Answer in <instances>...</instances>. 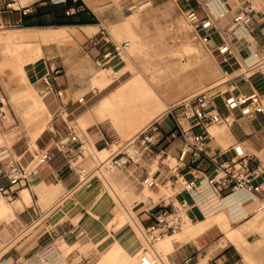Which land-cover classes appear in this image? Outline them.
Masks as SVG:
<instances>
[{"label":"built area","instance_id":"2783aa9c","mask_svg":"<svg viewBox=\"0 0 264 264\" xmlns=\"http://www.w3.org/2000/svg\"><path fill=\"white\" fill-rule=\"evenodd\" d=\"M67 0H53L54 3H66ZM77 1V0H74ZM188 5L183 12L186 27L194 33L202 44L218 60L222 68V77L214 86L184 98L175 104L167 113L172 118L175 130L172 136H179L183 141L177 163L170 167L193 168L194 164L205 159L214 167V177L211 184L219 191V196L242 193L253 197L258 202V209L264 210V161L249 153L243 143H236L232 147L233 156L227 161L219 163L215 158L207 155V149L212 135L209 129L218 125H231L234 112L252 120L264 115V94L257 89L250 93L240 90L239 80L246 84L261 73L264 68V46H258L255 36L258 29L264 27V3L259 0H184ZM15 1L7 4L8 9L21 11L28 16L37 11L36 6H19L15 8ZM67 14H70L67 11ZM225 23V25H223ZM102 40L110 44L95 60V66L104 70H111L114 81L120 80L121 64L129 56L130 43L111 40L110 34L102 28ZM62 69L54 62L49 63L45 73L37 82L43 95L64 96V90L58 89L57 80ZM36 82V83H37ZM221 100L227 115L223 114L217 101ZM84 97L78 100L82 104ZM6 100L0 97V125L4 126L10 120L7 112ZM167 116V117H168ZM155 126L138 133L124 143L110 137L105 140L106 147L112 150L110 156L102 161L94 152L95 147L85 136L70 128L66 138H60V132L50 142V147L37 148L33 153L32 167L26 169L19 157L10 155L7 163L0 167V183L7 180L8 185H0V194L9 202L18 199L20 187L30 186L31 178L39 174L44 166H50L56 155H60L69 169L76 175L77 188L91 187L95 181L102 183L105 171L109 173L126 172L140 162L146 155L162 164L170 162L167 154L155 153L153 147L159 142L158 130ZM157 133V134H155ZM96 148V147H95ZM5 149L0 147L1 155ZM194 172H197L194 169ZM201 177L193 173L192 177L177 176L176 179H167L165 182L147 175L142 178V185L150 189H173L178 185V196L186 193L192 199L201 194ZM194 208L187 201L176 204H153L147 213L155 219V223L142 230L144 247L135 264H158L162 257L156 251V245L165 238L180 232L187 219L197 221ZM187 260L185 264H189ZM209 264H213L211 261Z\"/></svg>","mask_w":264,"mask_h":264},{"label":"rangeland","instance_id":"374dc122","mask_svg":"<svg viewBox=\"0 0 264 264\" xmlns=\"http://www.w3.org/2000/svg\"><path fill=\"white\" fill-rule=\"evenodd\" d=\"M47 1L50 2L51 7H55L57 8L56 10L58 12H61L63 11L64 6L67 4V1L74 0H67L66 3H54L53 0H16L15 8H18L19 6H26L31 3H35L36 6ZM74 2L78 4L82 1L77 0ZM99 2H102L101 6L95 9L99 20L96 22H91L92 18L90 16L91 14L89 13H83V16H79L75 19L77 21H88L87 24H91L92 26L99 25L94 26L96 28L95 30H93L91 33H88L83 26L82 28H71L72 30L70 29L69 34L72 36V40L61 43H47L43 45V51L48 53L46 54V58L51 57L54 59V56H58L55 57V60H52L50 63L54 62L57 66L61 65L63 67L65 65L69 66V64H77L83 57H87V53L92 51L93 48L91 42L93 40H100L102 38L100 30L104 28L110 34L112 38L111 40L113 41L118 43L126 42L127 40L134 41V46L130 47L129 50V57L126 59V62L120 66L122 68L121 74L125 75L118 81H114L110 72L107 75V73L103 71L104 69L97 68L89 57L86 58L88 60V64L80 67L81 69H79L78 73L81 76H84L87 71H91L93 74L92 78H94V76L97 74L99 76H104L108 81H110V79L113 80V84L107 88V90L104 92V95L118 87L123 81H126L132 77L133 71L136 69H140L146 78L152 80L154 87L159 91L163 99V103H166L170 106H174L184 98L204 91L220 81L223 71L218 60L210 51L207 50L200 39L186 27L183 12L188 5L184 0L171 1L163 5L153 4L152 0H99ZM263 3L264 1L259 0V4ZM145 4L149 5L141 8ZM223 25H225V23H223ZM55 27H40L38 29H50ZM22 28L25 27H8L0 25V35L1 33H4L8 30H19ZM83 32H85L87 36H84ZM98 32L99 34L91 40L90 37L94 34H97ZM100 45L111 47L110 44L107 45L104 41H102ZM133 47L134 49H132ZM5 57L6 56L3 53L0 44V97L5 98V109L10 116L9 122H7L4 126L0 125V133L3 135L8 134L15 127H18L19 131L21 132H19L20 139H14L9 144L0 147H3L5 150L9 149L11 152H13L12 154L15 157H19L29 150V152L25 155V157L31 161L29 167H26L23 163V160L19 158L23 166L26 169H29L33 164V153L37 149V145H34L29 141V127L27 120L31 115L28 111V103L22 99L14 100L13 94L18 93L20 90H22V88L24 89L27 86L31 87L39 97L48 102L50 108L53 100L57 101V98L52 97V99H50L48 96L41 94L39 86L36 85L34 81L30 82L28 76L26 80H21L18 68L15 65H7V63H5ZM40 70L41 67L38 68V71ZM80 96L78 97L79 99L82 98ZM83 103H85V98ZM91 103H88V107ZM217 104L221 110H223L221 100H218ZM91 108L92 107L89 109ZM86 109L87 108L84 107L81 112L85 111ZM167 113L159 120L152 122L145 129H143L146 130L149 127L151 128L161 122L164 118L167 119ZM23 114L26 115L25 118H23ZM77 114L79 113H76L75 116H77ZM52 115L51 118L47 119L48 121L44 130V136L40 140V147H42L44 143H48L50 140L46 130L49 127L51 120L54 118V115ZM75 116H70L68 120L70 122L76 120ZM168 118L170 117L168 116ZM170 124L171 121L168 120L167 125ZM73 126L75 125L73 124ZM164 127L166 128V126ZM215 127L216 126L209 129L211 135H215L217 132L224 133L226 131V127ZM98 129L109 135L107 139L112 137L115 140H119L120 143H124L137 135H134V133L127 135V133L124 131L116 129L110 122H104L100 124L94 123L86 130L82 128V131L79 128H76V131L82 136H85L92 144H94L95 141L92 136L93 131H97ZM13 142H17L16 145H14ZM115 148L116 147H113L112 150ZM14 150L18 152L16 153ZM112 150H110V153ZM7 158L8 157H6L4 160ZM104 158L106 157L104 156ZM172 164L175 165V161H172ZM132 172L133 171L129 169L126 172H117V175L127 177L128 175H132ZM108 180L112 184V187L115 189L116 193L121 196L128 210L133 208L135 199L132 198L130 199L131 201H126L125 199L129 194V187L127 188L126 185L122 184L118 180V176H110L108 177ZM102 181V183L95 181L91 187L77 188L75 193L68 195L69 199L64 203H61L62 201L60 200L47 205L45 201L40 200V205L41 207L45 208V211L41 216L34 217V220L31 219V223L22 229L17 230L16 223L19 222L20 219L18 212H16V217L13 219H0V264L4 259V255L7 253L10 255L11 264H14L16 260L15 256L18 253H20L21 256L30 255V253L37 250L39 246H37V244L40 242H43L45 246L39 251L45 250L49 254L50 251L56 249V252H61L60 254L63 258V262H61V264H88V261H90L89 264H100L110 249L113 247V244L110 246V248H108L107 243L97 248L98 244L91 243L90 237L87 235H81L79 233L78 237L74 238L71 242H68L69 245H65L64 247V242H67L66 236L69 234L64 235L61 230L65 229L66 231H70L69 229L72 228L70 222H73V224H78L79 221L77 218L73 219L68 213L71 214L74 212V215H80V205H78L77 202L79 196L87 193L93 188H97L98 196H100V194H104V208L101 212H98V222H100L99 226H102L101 231L105 230V232H107V223L119 210L122 209V206L116 202L115 194H113L108 187L105 188V182L104 180ZM140 191L141 192L136 197V201L139 196L144 193L148 195L149 198L154 202L159 201L160 198H164L165 202H169L171 200L169 197H171L172 192L171 190H167L165 188L161 189L160 192H154L142 186ZM236 195L238 196L239 200L246 201L245 203L249 204L254 202V205L252 204L253 207L250 209L251 213L248 218L244 220H237L232 223V229H237L240 231L241 238L244 242H246L245 246L249 249V253L241 251L243 254H245V257L239 250H237L236 247L230 244V241L225 236L226 233L222 231V233L217 234L219 245L218 250L220 251L221 248H229L233 258L238 260L243 259L245 264H264V210H258V202L252 198L251 200L250 198H246L247 195L242 193H236ZM2 197L3 196L0 194V200L4 205L14 208L13 205H10L13 202H9L7 199ZM111 198H113V200L116 202L117 208L111 219H109L111 212L113 211ZM60 203L61 205L54 211V206ZM31 206H33V202ZM27 208L29 207L25 208L26 211ZM132 215L138 222L136 214L132 213ZM193 226L194 224L188 223L184 230ZM133 228L138 233V243L144 246V240L141 232H138L135 224H133ZM15 230H17V234H13ZM125 249L128 250L127 248ZM255 249H257V251L255 254H252V251ZM156 250L164 259V254L161 253V245L156 246ZM139 252L140 251L138 250V253ZM128 253L136 256L135 261H133L135 263L138 254H133V251L129 250ZM214 253H216V251ZM238 253L241 254L243 258ZM12 254L13 256H11ZM248 254L251 256L247 257ZM71 255H74V258L70 263L69 256ZM45 257L47 258L48 256L46 255ZM43 258H41L37 264H50L48 260H46L45 263H42Z\"/></svg>","mask_w":264,"mask_h":264},{"label":"crops","instance_id":"0c3cea01","mask_svg":"<svg viewBox=\"0 0 264 264\" xmlns=\"http://www.w3.org/2000/svg\"><path fill=\"white\" fill-rule=\"evenodd\" d=\"M13 1L16 0H0V25L8 26V27L23 26L25 28H30V29L57 26L54 25V22L56 20L55 10L57 8L51 7L49 1L36 5L39 11L38 12L36 11L35 13L28 16H23L21 11L8 9L7 4ZM81 1L82 2H80L79 5L74 1H70V7L65 9L66 15L69 16L70 18H73L74 21H77L75 20L77 17H79L77 14L82 13L81 16H83V12L88 10L91 12L90 15L92 18L91 22H96L97 20H99V17L95 12V9L101 6L102 2H99V0H81ZM171 1H178V0H152V3L163 5ZM29 6H35V3H31L24 7H29ZM65 7H67V5H65L64 8ZM67 11H69L70 14H67ZM85 25H91V24H85ZM85 25H64V26L75 29L78 27L82 28V26ZM93 26H99V25H93ZM98 34L99 32L91 36L90 39L91 40L94 39ZM83 35L87 36L85 32H83ZM255 36L258 38V46H264V27L258 29ZM102 41L103 40L100 39L95 41L93 40L91 42L93 49L91 52L87 53V57L91 58L93 64H95V59H97L107 48L106 45L105 46L100 45ZM44 53H45L44 57L40 58L35 64L26 67L27 75L30 82L34 81V83L38 86L40 85V83L37 82V80H39L40 77L45 73L47 65L52 60H55V57H58V56H54V59L51 57L46 58V54L48 53L46 51ZM87 57L86 56L83 57L75 65L69 64V66L65 65L63 67L58 64L59 67L62 69V74L57 80V87L58 89L64 90V96L62 98H58L55 95L48 96L50 99H52V97H56L57 101L53 100L52 102L50 111H51V115L52 114L54 115V118L53 120H51L50 125L46 130L48 133V137H50V140L48 141V143H44L42 147H50V142L52 138L55 137L52 134V132L59 131L60 138H66L70 133L69 130L70 128L76 130V127L73 126L72 124L73 121L70 122L68 120L70 116L73 115L75 116L76 113H79L77 114V116H75L76 119L79 115L83 114L90 107H93L97 102H99L102 98L106 97L111 92L110 91L108 94L104 95V92L111 85L110 83L102 91L96 93L92 87L93 74L91 73V71H87L84 76H81L78 73L79 69H81L80 67L88 64V60L86 59ZM39 67H41L40 71H38ZM251 83L252 85L246 84L242 80L238 81V84H240V90L242 92L250 93L253 89H257L264 94V68H262L261 73H258L251 79ZM79 96L85 98V103L83 104L78 103ZM88 103H91L89 107H88ZM84 107H86L87 109L81 112V110L84 109ZM221 111L225 115L228 114L224 108ZM231 118L234 121L231 125H228V128H226V131L224 133L217 132L215 135H213L208 145L207 155L215 158V160L219 163L225 162L231 156H233L232 147L236 143L240 142L244 144L246 150L249 153H252L254 156L264 161V115H259L257 118H254L252 120H247L243 118L240 115V113L237 111L234 112ZM168 120L171 121L170 125H167ZM164 126H166V128ZM154 129L158 130L157 133L159 136L158 138L159 142L155 147H153V151L155 153H159L160 151H162L163 155L167 154L170 157L171 162H168L167 164H162L154 160V158L151 155H146L143 158V160L140 162V165H134L130 168V170L133 171L132 175H128L127 177L118 176V180L122 184L126 185L127 188L129 187L128 190L129 194L125 198L126 201H129L132 198L135 199L134 207L132 208V210H133V214H136L138 219V222L137 221L135 222L136 228L138 229L137 227L138 225L144 229L155 223V219L150 217L149 214L147 213L149 206L158 203L164 205L167 204L172 205L182 200H185L189 204L194 206L190 214H194L197 217L196 222L198 224L197 223L194 224L193 226L194 228L192 230H182L180 233L175 235L178 236L177 240L171 239L174 236L165 240L167 243L161 246V253L164 254V259L167 262V264H185L187 260H191L189 264H209L211 261L213 262V264H245L243 262V259H239V260L234 259L229 251V248L227 249L221 248L220 251L218 250L219 245L217 240V234L224 232L219 225L206 228L200 234H194V232H196L197 229H200L198 227H204L208 221V216L203 208V201L205 200L207 201L208 200L207 197L209 198L214 197L217 199H221L219 196V191L211 184V179L214 177V167L203 158L199 160L197 163H195L193 168H189V167L178 168L176 171L170 169V167L174 166L172 164V161H175V163H177V159L179 157L180 151L184 147L183 141L178 135L175 137L172 136V132L175 130V126L172 118H168V117L167 119L164 118L161 122L155 125ZM43 136H44V132L37 140V148H42L40 147V140L42 139ZM92 136L95 141L93 145L96 147V149L108 148L106 147L105 144V140L109 137L108 134H105V132L98 129L97 131L96 130L93 131ZM13 143L14 145H16L17 142H13ZM14 151L16 153L18 152L16 150ZM28 152L29 150H27L24 153V158L25 161L28 164H30L31 161L25 157V155ZM9 157L10 155L6 160L4 159L0 160V167L4 166L7 163ZM194 169H196L197 172H194L195 171ZM193 173L200 175L201 177L200 182L203 188V191L201 188V194L196 199H192L186 193L175 196L174 194H177L179 192L178 185H176L175 188L173 189H167V190H171L172 192L171 197H169V199L171 198L169 202H165L164 198H160L159 201L157 202H154L150 198H149V202H145V201L136 202V197L141 192L140 190L141 187L143 186L141 183L143 177L150 174L153 177L165 182L167 179L175 180L177 176H184L186 178H190L192 177ZM76 183H77L76 175L69 169L66 161L60 155H56L55 160L51 163L50 166L42 167L39 170V174L31 178L30 186H24L19 188L18 199L21 197V201L19 202V204L18 203L10 204L14 206L15 214L16 212H18V216L20 217L19 222L16 223L17 230L22 229L25 226H28L31 223V219L34 220V217H39L43 214L45 208L41 207L40 200L45 201L47 205L60 200L62 201L61 203L67 202V200L69 199L68 195L72 193ZM0 185L2 186L8 185L7 180L2 181ZM160 190L153 189L152 191L160 192ZM26 191L29 193L31 197V204L33 202V206H31V204L30 205L27 204V202L25 201ZM97 191H98L97 188H93L87 193H84L81 196H79L77 202L78 205H80L79 206V210L81 212L80 215H74V212L71 214L68 213L70 217H72L73 219L77 218L79 222L78 224L75 223L73 224V222H70V225H72V228L69 229L70 231H66L65 229L61 230L64 235L69 234L68 236H66L67 242L66 241L64 242V247L65 245H69L68 242H71L74 238L78 237V234L80 233L81 235H87L88 237H90L91 243L98 244L97 248L101 247L105 243H107L108 248H110L113 242L117 240L119 245L124 246V248H127L129 251H133V254L134 253L136 254V252H138V250L140 249L141 244H139L137 241L138 233H136L137 231H135L133 226H130L131 223L129 224V222H126L123 225L119 226L118 221H116L113 224L114 226V228L112 229L113 233H110L108 229L107 232H105V230L101 231L102 226H99L100 222H98V215H99L98 212H101L104 208V194H100V196H98ZM204 192L205 194H203ZM247 197L250 199L251 198L254 199L253 197L248 195ZM111 202L113 206V211L111 212L109 219H111L112 215L115 213L117 208V204L113 200V198H111ZM241 202H243L245 207L248 208L247 206L248 203H245L246 201H241ZM61 203L56 204L54 206L55 207L54 211L56 208H58L61 205ZM26 207H29L27 208V211L25 210ZM252 207H253L252 205L249 206L248 209L249 215L251 213L250 209ZM244 219L246 218H242L240 220H244ZM17 230H15L13 234L14 233L17 234ZM230 244L236 247L237 250L241 252V250L238 248L237 245H235L232 242H230ZM37 246H38L37 250L30 253V255L21 256V254L18 253L15 256L16 260L14 264L39 263V260L45 257L46 255H48V252L45 250L39 251L40 249H43V247L45 246L43 242L38 243ZM243 249L245 252L249 253V249L245 245L243 246ZM56 251L57 250L54 249L50 252H54L56 255H59L63 262V258L60 254L61 252L59 251L56 252ZM215 251L216 253H214ZM241 253L243 254V252ZM252 254H255V252H252ZM239 255L241 256V254ZM243 255L245 256V254ZM11 256H13V254ZM248 256L251 255L248 254L247 257ZM73 258L74 255L69 256L70 263L71 261H73ZM87 263L89 264L90 261H88ZM1 264H11V258L8 253L4 255V259L1 262Z\"/></svg>","mask_w":264,"mask_h":264},{"label":"bare ground","instance_id":"6f19581e","mask_svg":"<svg viewBox=\"0 0 264 264\" xmlns=\"http://www.w3.org/2000/svg\"><path fill=\"white\" fill-rule=\"evenodd\" d=\"M149 4H145L141 8L148 6ZM83 27L88 33H91L93 30L96 29L92 25H85ZM70 29L71 28L66 26H56L55 28L50 29L22 28L19 30H8L4 33H1L0 44L2 47V51L6 56L5 63H7V65L9 66L15 65L18 68L21 80H26L28 76L26 67L35 64L41 57L45 56L43 51V45L47 43H61L72 40V36L69 34ZM130 41L132 42V44ZM127 42L130 43V47L134 46L133 40H127ZM132 49H134V47ZM103 71H105L108 75L111 70ZM110 81L112 85L113 80L110 79ZM110 81L105 79L104 76H99L96 74L93 78V90L96 93H99L107 85L110 84ZM13 99H22L28 103V111L31 115L27 120V124L29 127V141L30 143L37 145L36 141L44 132L46 123L48 121L47 119L51 118L50 107L48 105V102L39 97L37 93L31 87L28 86L24 89L22 88V90H20L18 93H14ZM172 107L173 106L163 103V99L159 91L154 87L152 80L146 78V76L143 74V72H141L140 69H136L135 71H133L132 77H130L126 81H123L118 87L113 89L106 97L102 98L91 109L77 117V121L74 120L72 124H74L75 127L79 128L80 130H82V128L86 130L94 123L100 124L104 122H110L116 129L124 131L125 133H127V135H130L131 133H134L135 135L143 131L152 122L159 120L162 116L169 112ZM25 116L26 115L23 114V118H25ZM220 127L228 128V125H218L215 128ZM19 132L21 131H19L18 127H15L8 134L3 135L0 133V146L9 144L14 139H20ZM93 148L95 154H97L98 158H100L102 161H105L111 154L109 148ZM11 154L12 152L7 149L1 155V159H5ZM104 156L106 158H104ZM19 158L23 160V163L26 167L30 166V164L25 161L24 154L19 156ZM117 172L109 173L105 171L104 178L105 188L108 187L111 192L115 194L116 202L122 206V209L119 210L115 214V216H113L112 219L107 223L108 230L110 231V233H113V224L116 221H118L119 226L123 225L126 222H129V224L132 223L130 224V226H133V224H135L136 222L135 218L132 215V208L130 209L132 212L131 213L130 210H128V208L125 206L121 196L116 193L115 189H113L112 187V184L108 180V177L110 176H120L117 175ZM147 189L152 190L150 188ZM205 192L203 194H205ZM25 194V201L27 202V204L30 205L31 197L27 191L25 192ZM207 198V201H203V208L208 216V221L204 227H198L200 229H197L194 234H200L206 228L219 225L222 230L226 233L225 236L227 237V239L237 245L241 251H244L243 246L246 245V242H244L241 238L239 230L232 229V223L242 218H248L249 206L252 205L254 202L248 205L246 204L248 206L247 208L245 207L243 202L238 199V196H236V194H230L229 196L220 197L221 199H217L214 197ZM20 201L21 197L14 201L12 204L19 203ZM140 201L148 202L149 196L145 193L140 195L136 202ZM15 217V209L13 207L4 205L0 200V219H13ZM188 223L196 224L197 222H192L191 220L187 219L182 230H184L185 226ZM137 227L142 234L143 228L138 225ZM193 228L194 227H189L186 230H192ZM175 235H172L174 237L169 236L165 238L156 246L165 245L167 243L165 240L170 237H172L171 239L173 240H177L178 236ZM143 247L144 246H142L141 244L139 249L140 252H136V254H138L137 259L139 254L142 252ZM256 251L257 249L253 250L252 252ZM47 256L49 257H47L48 259L46 257L42 259L43 263H45L46 260H48L50 264H61L62 262L61 257L59 255H56L54 252H50ZM135 258V255L129 254L128 250H126L124 246L119 245L118 241L115 240V242L113 243V247L110 249L106 257L100 264H135L136 262H133L135 261ZM158 264H167V262L165 261V259L163 261L162 258L161 262H159Z\"/></svg>","mask_w":264,"mask_h":264},{"label":"trees","instance_id":"16d2710c","mask_svg":"<svg viewBox=\"0 0 264 264\" xmlns=\"http://www.w3.org/2000/svg\"><path fill=\"white\" fill-rule=\"evenodd\" d=\"M79 4L80 3H78V5ZM66 5H67V7L63 8V11H61V12H58L57 10H55V12H56V20L54 22V25H57V26H64V25H85V24L88 23V21H85V20L74 21L73 18H70L69 16H67L65 9L70 7V1H67V4ZM38 11H39V9H37V12ZM83 13H89V14H91V12L88 11V10H86ZM77 15L78 16H81L82 13H78Z\"/></svg>","mask_w":264,"mask_h":264}]
</instances>
